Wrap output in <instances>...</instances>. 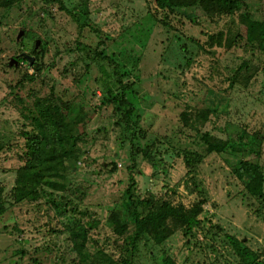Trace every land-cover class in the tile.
Here are the masks:
<instances>
[{
    "label": "rangeland",
    "instance_id": "obj_1",
    "mask_svg": "<svg viewBox=\"0 0 264 264\" xmlns=\"http://www.w3.org/2000/svg\"><path fill=\"white\" fill-rule=\"evenodd\" d=\"M247 4L255 17L264 19V0ZM161 18L154 0H24L0 9V191L5 209L0 214V264H77L72 239L79 236L72 230L78 224L89 229L92 253L120 257L122 241L109 217L129 185L131 143L117 124L119 115L101 106L100 70L90 64L88 71L77 51L78 43L95 48L102 40L104 53L126 75L125 83L134 85L128 96L136 127L144 133L137 141L140 146L168 135L178 150L195 147L197 130L185 125L181 115L188 112L194 118L208 107L216 113L201 132L225 139L245 129L263 136L248 156L242 157L240 148L235 158L212 154L191 174L183 157L172 150L163 152L157 168L139 154L136 197L190 207L201 199L198 185L206 230L191 240L178 230L162 245L142 244L135 264H240L225 234L264 254V205L247 194L231 167L240 159L264 166V55L244 43L210 53L214 49L205 45L208 36L225 30L231 17H210L199 9L193 20L174 17L171 29ZM244 62L255 76L247 84L231 86ZM51 90L72 104L67 121L81 149L79 160L62 165L64 191L47 190L39 201L17 202L13 189L17 170L24 165L23 132L32 129L30 109L36 99ZM93 221L98 225L90 228ZM210 225L222 232H210Z\"/></svg>",
    "mask_w": 264,
    "mask_h": 264
},
{
    "label": "trees",
    "instance_id": "obj_2",
    "mask_svg": "<svg viewBox=\"0 0 264 264\" xmlns=\"http://www.w3.org/2000/svg\"><path fill=\"white\" fill-rule=\"evenodd\" d=\"M23 1L0 0V9L11 8ZM154 2L162 12L160 23L170 29L174 17L182 15L193 20L199 9L210 17H231V22L225 30L208 36L205 45L214 50H205L210 53L216 52L217 49L230 51L244 43V46L256 48L264 55V19L254 16L247 0H154ZM61 9L65 10V7L61 5ZM239 25L246 29V34H242ZM102 47H104L103 40L95 48L78 43L77 51L88 71L90 64L96 65L100 70V78L103 81L101 106L112 107L115 114L119 115L117 124L122 125L124 139L128 138L131 143L132 164L127 167L129 185L124 192L120 207L113 209L109 217V225L122 241L119 248L120 257L116 259L105 251L92 253L87 247L89 229L81 224L72 230L79 236L72 239L73 250L76 253L77 264H135L142 244L145 247L162 245L178 230L183 231L184 236L191 240L199 230H206V219L201 218L205 201L202 199L203 193L198 185L197 194L201 199L190 207L183 203L175 204L170 199L136 197L137 182L134 174L137 172V156L142 154L150 165L157 168L161 166L163 152L172 150L183 157L188 174H191L212 154L235 158L236 151L240 148L242 157L248 156L256 144L255 140L260 138L259 143H261L263 136L248 133L245 129H238L235 137L228 136L225 139L211 132H201V126L206 124L211 114L216 113V108L208 107L198 111L194 118H190L188 112L181 115L185 125L197 130L195 147H182L178 150V145L168 135L164 140L156 138L151 143L140 146L137 141L140 136L144 138V133L136 127V121L133 119L136 110L128 96L134 85L125 83L126 75L121 72L119 64L107 56ZM255 73L249 63L244 62L236 70L230 85L234 86L235 82L239 81L247 84ZM71 108L70 101L58 99L51 90L49 95L38 97L34 108L30 109L33 126L31 131L23 132L24 165L17 170L13 189V197L17 202H36L47 193V190L56 192L65 190L66 176L62 165L68 161L76 163L81 152L77 138L71 134L67 121ZM191 119L194 121L192 125ZM231 167L233 174L245 184L247 194L264 205V166L240 159ZM169 192L172 193V190L169 189ZM52 203L60 207L55 201ZM4 211L2 191H0V214ZM59 213L62 214L61 211ZM97 225L95 221L89 223L90 228H95ZM213 229L222 232L218 225H210V232H214ZM224 238L231 245L240 264H264L262 260L264 254L252 251L245 246L244 241L235 236L225 234Z\"/></svg>",
    "mask_w": 264,
    "mask_h": 264
},
{
    "label": "water",
    "instance_id": "obj_3",
    "mask_svg": "<svg viewBox=\"0 0 264 264\" xmlns=\"http://www.w3.org/2000/svg\"><path fill=\"white\" fill-rule=\"evenodd\" d=\"M23 34V32H21V35ZM39 44H40V41H37V43H36V47H38L39 46ZM28 59H29V61L31 62V64H32V62H33V59H31V58H29V57H27Z\"/></svg>",
    "mask_w": 264,
    "mask_h": 264
}]
</instances>
